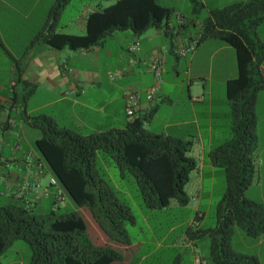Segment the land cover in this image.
Masks as SVG:
<instances>
[{
    "label": "trees",
    "instance_id": "16d2710c",
    "mask_svg": "<svg viewBox=\"0 0 264 264\" xmlns=\"http://www.w3.org/2000/svg\"><path fill=\"white\" fill-rule=\"evenodd\" d=\"M66 1L55 0L49 18L54 19ZM188 1L195 13L200 4ZM170 13L155 0H114L88 14L83 34L53 33L50 29L42 38L54 49L89 48L113 30L129 29L139 35L159 27ZM262 21L264 0H245L210 10L201 23L200 37L218 38L230 45L236 66L235 76L225 81L232 135L207 154L212 165L222 167L224 176V191L215 209L216 224L206 230L211 264H258L255 255L233 251L230 238L233 226L252 238L264 233V207L243 197L254 180L253 104L256 92L264 88L259 70L264 45L254 34ZM143 119L134 117L121 129L82 135L55 126L46 116H33L30 124L41 131L34 148L64 199L55 198L47 181L46 195H41L48 202L47 208L37 211L41 205L34 198L26 204L16 200L0 204V255L14 239L21 238L30 251L28 264H122L120 252L104 243H92L84 233L83 218L62 207L69 199L87 208L110 240L129 243L123 228L124 221H132L129 206L99 167L100 159L112 163L120 179L134 184L145 208L161 209L171 200L187 202L185 185L196 168L195 159L188 154L191 142L150 132L143 128Z\"/></svg>",
    "mask_w": 264,
    "mask_h": 264
},
{
    "label": "crops",
    "instance_id": "0c3cea01",
    "mask_svg": "<svg viewBox=\"0 0 264 264\" xmlns=\"http://www.w3.org/2000/svg\"><path fill=\"white\" fill-rule=\"evenodd\" d=\"M54 1L0 0V196H7V201L21 202L12 193L20 182L19 174L24 173L23 157L28 153L32 162H42L39 156H34L35 148H31L41 135L40 129L30 124L34 115L46 116L55 126L82 135L121 129L132 118L142 117L146 130L190 141L188 154L195 158L194 151L202 150L198 145L202 137L196 105H206L209 116L213 95L209 79L212 75L216 77L221 87L219 91L226 99L225 81L236 74L233 48L221 39L200 37L201 23L210 10L245 0H197L200 7L195 13L188 0H155L171 10L167 21L159 27H150L139 35L129 29L113 30L93 46L76 49H54L42 36L50 29L53 33L83 34L88 14L114 0H77L71 9L73 0H67L51 19L48 11ZM180 29L188 31L182 36ZM254 34L264 45V21L255 27ZM133 41H137V49L129 52L126 47ZM113 42L115 45L111 46ZM191 42L193 48L179 56V47ZM154 56L163 60L161 74L168 57L174 58L170 64L171 80H161L157 93L146 100L143 92L154 83L149 68ZM179 57L186 60L185 81L177 78ZM141 64L145 67H140ZM259 70L264 80V59L259 63ZM127 89L142 92L132 117L126 116L124 110L123 93ZM261 91L264 88L257 92ZM37 93L38 99L35 98ZM61 112L63 117L58 119ZM206 131L211 133L209 122ZM194 141L197 149L192 148ZM208 148L206 154L201 152L206 157V165L213 169L215 165L207 156L210 145ZM9 163L13 168L18 167L17 172L9 170ZM199 168L196 163L189 174L186 190L196 187L198 177L190 179V175ZM29 170L34 171L35 167L32 165ZM46 172L51 175L44 166L38 179L41 190L48 181H41ZM29 196L37 205H42L44 198L40 194ZM184 239L190 243L187 233ZM263 241L264 233L257 238L259 244ZM120 244L118 247L125 252L133 242ZM254 255L260 264V251L256 250ZM140 258L137 257L133 264Z\"/></svg>",
    "mask_w": 264,
    "mask_h": 264
},
{
    "label": "rangeland",
    "instance_id": "374dc122",
    "mask_svg": "<svg viewBox=\"0 0 264 264\" xmlns=\"http://www.w3.org/2000/svg\"><path fill=\"white\" fill-rule=\"evenodd\" d=\"M76 1H72L69 9L75 5ZM184 1L186 2V0ZM173 18L174 16L171 17L172 22ZM187 31L188 29H180L179 35L183 36ZM110 45L114 46L115 43L113 42ZM173 61L174 58L172 56L168 57L164 65V71L161 74V80H171L170 64ZM185 62L186 60L179 57L178 80L185 81L187 78L184 71ZM140 67L145 66L141 64ZM209 83L213 90L209 109L210 115L207 116L206 105H196V114L202 137L198 145L205 154L209 149V145L212 150L223 144L224 141H228L232 135L228 101L221 95L219 91L221 87L219 88L214 75L209 79ZM39 96L38 93L35 94L36 99ZM30 103L29 101L28 104ZM254 114L256 116L253 130L255 135L254 180L243 191V197L255 201L264 207V91H261V93L257 92ZM57 117L58 119L62 118L63 112L58 114ZM208 122L211 126V133L209 134L206 131ZM192 145V148L197 149L195 141L192 142ZM31 148L34 150V142L31 144ZM202 150L198 151L197 149L198 152L194 151L193 153L194 159L200 165V168L190 175V179L192 176L198 177V182L195 188L190 189L191 191L185 189L188 196L187 202L179 204L171 200L168 206L161 209L143 207L134 184L128 180L120 179L118 170L112 163L108 164L107 161L99 160V167L103 168L107 174L110 184L116 190L117 196L128 204L132 216V221L126 220L123 222V228L128 240L133 242L125 252H122V249L118 247L121 245L120 243L110 240L100 231L87 208L78 207L69 199L65 200V205L62 208L73 210L83 218L85 222L84 233L92 243L95 245L104 243L120 252L123 255L122 264H133L139 256L141 258L137 264H211L208 258L210 237L206 230L216 224L215 209L224 191V176L220 166H214L213 169H209L205 162L206 157L201 152ZM33 154L34 156H39L36 150ZM9 166L10 171L15 172L18 170V167H11L13 165L10 163ZM48 177L49 174L46 172L42 176L41 181L46 182ZM6 201L7 196H0V204ZM47 207L48 202L44 200L37 211ZM186 233L189 236L188 241L190 243H186L185 240L187 239H184ZM257 238H252L246 235L239 227L233 226L230 247L237 253L251 255H254L256 250H259L260 264H264V241L259 244ZM29 257L30 251L26 242L21 238H16L0 255V264H28Z\"/></svg>",
    "mask_w": 264,
    "mask_h": 264
},
{
    "label": "built area",
    "instance_id": "2783aa9c",
    "mask_svg": "<svg viewBox=\"0 0 264 264\" xmlns=\"http://www.w3.org/2000/svg\"><path fill=\"white\" fill-rule=\"evenodd\" d=\"M138 43L137 41H133L128 44L126 49L129 52H132L137 49ZM193 48V43H189L187 45H182L179 47L177 54L179 56H184L186 52H189ZM162 58L158 56H154L149 63V68L154 77V83L149 86L144 92L143 96L146 100H150L158 91V84L161 81V70H162ZM142 97V92L134 89H127L123 93L124 105H125V115L128 117H132L134 113V109L137 106L140 98ZM24 161V173L19 174L20 182L17 184L16 190L13 193L15 198L20 199L23 203H28L32 199L30 198V194H40L46 195L45 190L39 189L38 179L40 175L43 173L44 165L39 160L32 162L31 154H26L23 157ZM34 166L35 170L30 171V166ZM48 184L53 188V194L58 201H62L64 199V193L58 187L55 178L52 175L48 177ZM41 190V191H40Z\"/></svg>",
    "mask_w": 264,
    "mask_h": 264
}]
</instances>
